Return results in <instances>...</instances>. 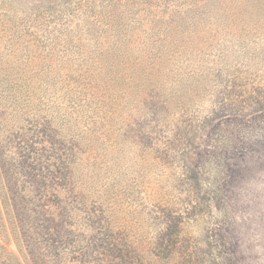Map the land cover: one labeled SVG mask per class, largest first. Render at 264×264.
I'll use <instances>...</instances> for the list:
<instances>
[{"label":"rangeland","instance_id":"rangeland-1","mask_svg":"<svg viewBox=\"0 0 264 264\" xmlns=\"http://www.w3.org/2000/svg\"><path fill=\"white\" fill-rule=\"evenodd\" d=\"M214 1L0 0V264H264V15Z\"/></svg>","mask_w":264,"mask_h":264},{"label":"trees","instance_id":"trees-1","mask_svg":"<svg viewBox=\"0 0 264 264\" xmlns=\"http://www.w3.org/2000/svg\"><path fill=\"white\" fill-rule=\"evenodd\" d=\"M250 3H252L254 5V10L256 11V13L258 14H263L264 15V0H248V8L251 7ZM204 9H209L211 14H214V17L216 18V16L218 15V18L221 19V23L225 20L226 18V12H225V7H224V3L218 2V1H214V0H205V2L203 3V5L201 6ZM200 7V8H201ZM247 8V9H248ZM246 9V10H247ZM215 11L214 13H212L211 11ZM102 33H111L110 36L115 37L116 36V31H111V29H104L101 31ZM97 46V50L99 51V46L101 45L100 43H96ZM154 51H152V54L154 55H162V56H173L175 54H179L180 52H182V49L180 48H175V49H167L166 47H153ZM115 51V52H119L120 48L118 45L116 46H107V51L105 54H103L101 56V58L103 59H107V58H112L114 57L115 52H111L110 55L109 51ZM102 52L100 51V54Z\"/></svg>","mask_w":264,"mask_h":264}]
</instances>
